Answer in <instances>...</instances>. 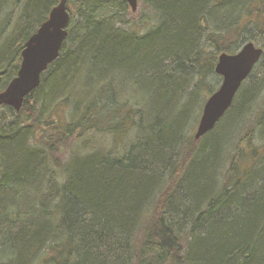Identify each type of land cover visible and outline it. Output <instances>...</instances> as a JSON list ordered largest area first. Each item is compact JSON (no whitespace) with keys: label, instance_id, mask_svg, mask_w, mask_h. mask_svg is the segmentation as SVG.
Here are the masks:
<instances>
[{"label":"trees","instance_id":"16d2710c","mask_svg":"<svg viewBox=\"0 0 264 264\" xmlns=\"http://www.w3.org/2000/svg\"><path fill=\"white\" fill-rule=\"evenodd\" d=\"M58 1L0 0V92ZM138 1L66 0L58 57L0 105V264H264V0ZM248 41L195 139L218 55Z\"/></svg>","mask_w":264,"mask_h":264},{"label":"water","instance_id":"95a60500","mask_svg":"<svg viewBox=\"0 0 264 264\" xmlns=\"http://www.w3.org/2000/svg\"><path fill=\"white\" fill-rule=\"evenodd\" d=\"M125 1L131 11L136 10L137 0ZM65 3L66 0H60L52 7L46 20L24 43L16 75L0 92V105H7L18 111L25 96L39 85L41 73L58 57L70 19ZM261 55L262 49L252 41L242 44L234 54L218 55L214 72L221 77V81L203 105L194 132L195 139L210 131L223 116L241 83L248 77Z\"/></svg>","mask_w":264,"mask_h":264},{"label":"rangeland","instance_id":"374dc122","mask_svg":"<svg viewBox=\"0 0 264 264\" xmlns=\"http://www.w3.org/2000/svg\"><path fill=\"white\" fill-rule=\"evenodd\" d=\"M140 7H141V5H140V2L138 1V3H137V11L139 10ZM255 45L259 47L260 44H259V42H258V43L256 42ZM220 81H221V78H220ZM201 112H202V111H201ZM110 141H111V140H110L109 137H107V136H105V137L102 139V142H103V144H105V145H108ZM256 142H259L258 139H256ZM67 146H68V145H67ZM67 146L63 147V149H62V151H61V153H60V156L62 157V158H61L62 162H65L67 156L71 155V153H79V151H78L75 147H73V146H68V147H67Z\"/></svg>","mask_w":264,"mask_h":264},{"label":"bare ground","instance_id":"6f19581e","mask_svg":"<svg viewBox=\"0 0 264 264\" xmlns=\"http://www.w3.org/2000/svg\"><path fill=\"white\" fill-rule=\"evenodd\" d=\"M59 1H60V0H59ZM59 1H58V2H59ZM57 4H58V3H57ZM57 4H56V5H57ZM65 4H66V3H65ZM54 6H55V5H54ZM54 6H53V7H54ZM66 8H67V6H66ZM51 9H52V8H51ZM51 9H50V10H51ZM67 10H68V9H67ZM68 12H69V11H68ZM48 14H49V13H48ZM69 15H70V14H69ZM47 17H48V15H47ZM45 20H46V19H45ZM69 21H70V19H69ZM68 24H69V23H68ZM67 27H68V26H67Z\"/></svg>","mask_w":264,"mask_h":264}]
</instances>
